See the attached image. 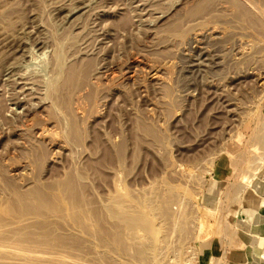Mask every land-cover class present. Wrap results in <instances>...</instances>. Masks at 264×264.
Returning a JSON list of instances; mask_svg holds the SVG:
<instances>
[{
	"label": "rangeland",
	"instance_id": "1",
	"mask_svg": "<svg viewBox=\"0 0 264 264\" xmlns=\"http://www.w3.org/2000/svg\"><path fill=\"white\" fill-rule=\"evenodd\" d=\"M242 1L252 12H257L254 14L259 21L263 20L260 21L263 25L264 0ZM197 2L0 0V218L3 219H0V229L7 224L0 235L5 230L8 232L7 237L2 234L0 244L5 242L3 245L7 243L9 252L16 249L19 253L25 246L31 250L32 244L33 250L20 254L37 256L28 261L19 259L21 262L55 264L58 260L49 255L53 249L54 254L62 257L59 264L72 259H75L73 264L81 261L85 264H236L230 258L231 253L244 247L238 236L239 212L245 204L264 209V191L257 192L252 187L254 182H260L254 180L253 174H264V147L257 141L264 131V35L247 23L248 27L235 22L231 18L233 8L227 0H210L208 6L215 8L212 9L215 13L221 8L226 18L219 11L218 17L214 13V19L204 18L207 23L201 16L196 21L187 11ZM198 19L200 23L203 21L202 25ZM9 22L11 26L6 31L4 26ZM208 24L231 28L218 42L202 38L197 44L189 39L194 30L206 28ZM57 46L60 51L56 50ZM53 54L61 55L58 70L62 74L58 82L54 80L58 71ZM71 70L75 74L69 76ZM50 82L58 83L57 90L52 92L58 93L54 95L60 101L54 108L55 96L47 92ZM63 181L79 193L83 206H88L84 215L90 219L87 227L93 224L87 229L90 234L95 232V239L86 231H83L86 234L74 232V238L60 230L66 237L84 241L73 239V246L78 247L72 248L73 251L66 245L71 253L69 250L64 253L67 247L65 251L54 244L52 248L51 244L40 242L21 244L23 239L16 236V229L27 224L16 225L13 222L17 220H13L16 214L17 218L29 217L27 213L38 206L33 197L28 198L29 194L40 193L39 197H50L45 200L51 201ZM14 190L21 194L22 201L17 200V194L16 200L12 199ZM114 196L120 197L114 200ZM137 198V202H132ZM147 200L151 203L148 206L140 203ZM120 203L123 206H118ZM46 206H38V210L47 212L51 205L48 209ZM159 206L169 208L165 210L172 215L166 223L160 219L161 213L156 215L161 209ZM123 212L129 217L127 214L122 217ZM9 217L11 220L7 221ZM127 218L135 220L132 228L137 230L127 229L130 221ZM159 224H163L162 228ZM118 229L121 233H117ZM138 233L143 236L140 240L134 236ZM104 236L114 242L110 246L100 243L99 237L103 241ZM16 237L21 239L20 243ZM124 237L133 241L134 248L139 241L149 239L154 243L151 254L144 261L136 262L137 248L135 252L133 248L126 250ZM132 238L138 239L137 244ZM3 245L0 252L4 251L5 256L0 253V264H20L18 257V261L11 257L13 254L5 252ZM60 250L64 255L56 252ZM44 253L50 259L45 256L43 259ZM76 254L81 258H76ZM38 256L44 262L38 261Z\"/></svg>",
	"mask_w": 264,
	"mask_h": 264
},
{
	"label": "bare ground",
	"instance_id": "2",
	"mask_svg": "<svg viewBox=\"0 0 264 264\" xmlns=\"http://www.w3.org/2000/svg\"><path fill=\"white\" fill-rule=\"evenodd\" d=\"M218 1V0H217ZM226 1V0H225ZM258 1V0H257ZM195 2V1H194ZM220 2V1H219ZM219 2H217L218 3V5H219ZM229 2V4L232 6V8H233V12L231 13L232 14V19L235 21V22H239V23H245V25H246V23H247V25H249V26H252V28L254 27L255 29H258V32H259V34H261V35H264V24L262 25V23L257 19V17L255 16V14L257 13V12H252L251 11V8H249L248 7V4L245 2V1H242V0H227V3ZM251 2V1H250ZM215 3H216V1H215ZM225 3V2H224ZM226 3V4H227ZM255 3V2H254ZM264 3V2H263ZM211 3H210V0H201V1H199L198 0V2L197 3H194V7H192V9H190V14L188 13V11H187V14H188V16L189 15H192V16H194V17H196L195 19H196V21H197V16H199V19H200V16H201V18H203V19H201V20H204V18H206V19H214L215 17H213L214 16V13H215V11L213 12V10L215 9H211V7H210V9H209V5H210ZM221 4V3H220ZM222 4H223V2H222ZM225 4V5H226ZM252 4H253V2H252ZM256 4H257V2H256ZM228 5V4H227ZM251 5V4H250ZM259 5H260V3H259ZM258 5V6H259ZM264 5V4H263ZM217 6V5H216ZM215 6V7H216ZM222 6V5H221ZM221 6H218V8L219 7H221ZM223 7V6H222ZM225 7V6H224ZM262 7V6H261ZM260 7V8H261ZM226 8H228V7H226ZM230 9H231V7H229ZM254 8V7H253ZM188 8H186V10H189ZM221 9V8H220ZM220 9H218L219 11H220ZM224 9V8H223ZM257 9V8H256ZM262 9V8H261ZM264 9V8H263ZM262 9V10H263ZM253 10V9H252ZM217 11V10H216ZM217 12V13H220V12ZM224 11L226 12V10L224 9L223 10V13H224ZM229 11H231V10H229ZM217 13H215V15L218 17V15H217ZM229 13V12H228ZM255 13V14H254ZM264 13V12H263ZM185 14V13H184ZM220 14H222V12L220 13ZM176 15V14H175ZM181 17H182V15L181 14H179ZM179 15H178V17H179ZM223 15H225V14H222V16ZM227 15V17H228V14H226ZM191 16V17H192ZM221 15H219V17H220ZM180 18V17H179ZM188 18V17H187ZM186 18V19H187ZM221 18V17H220ZM222 18H226V17H222ZM262 18H264V17H262ZM176 19H178L177 18V16H176ZM185 19V21L184 22H186L187 20ZM191 19V18H190ZM194 18L193 19H191L192 21L193 20H195ZM198 19V23H200V20ZM218 19V18H217ZM216 19V20H217ZM180 20H184L183 18L181 19L180 18ZM205 21V20H204ZM213 22H214V20H212ZM226 21H228V19L226 20ZM232 21V20H231ZM230 21V22H231ZM263 21V20H262ZM183 22V21H182ZM203 22V21H202ZM201 22V23H202ZM213 22H210V23H213ZM222 23H225L226 25H227V23L225 22V20H223V21H221ZM11 22H9V23H7L6 24V26H4V27H6L5 28V30L7 31V29L8 28H10V26H11V24H10ZM176 23V22H175ZM180 24H182L181 22H179ZM191 23V22H190ZM194 23H195V21H194ZM197 23V24H198ZM200 23V24H201ZM205 23H207L206 21H205ZM185 24V23H184ZM192 24V23H191ZM196 24V25H197ZM199 24V25H200ZM204 24V23H203ZM215 25H217L216 24V22L214 23ZM235 24V23H234ZM198 25V26H199ZM202 25V24H201ZM200 25V26H201ZM205 25V24H204ZM208 25H210V26H208V27H206L205 28V26H203L204 28L203 29H198V30H194V32H192L191 33V35H190V37H189V39H191V40H194V41H196L197 42V44H200V39H202V38H207V39H209V40H213V41H217L218 42V39H220L223 35H225V32H226V30L228 29V28H223V26H215V25H211V24H208ZM230 25V24H229ZM238 25V24H237ZM246 25V26H247ZM178 26V25H177ZM181 26V25H180ZM185 26H186V24H185ZM199 26V27H200ZM225 26V25H224ZM228 26V25H227ZM240 26V25H239ZM234 27V26H233ZM238 27V26H237ZM248 27V26H247ZM181 28L184 30V28L181 26ZM186 28H188V27H186ZM190 28H192V27H190ZM202 28V27H201ZM231 27H229V29H230ZM235 28V27H234ZM250 28V27H249ZM176 29V28H175ZM180 30V31H183V30ZM229 29H228V31H229ZM239 29V28H238ZM243 29V28H242ZM245 30H246V28H244ZM1 30V29H0ZM190 30H192V29H190ZM240 30H241V28H240ZM251 30V29H250ZM4 31V30H3ZM5 31V32H6ZM185 31V30H184ZM188 31H189V28H188ZM187 30H186V32L187 33H189ZM232 31V30H231ZM248 31H249V29H248ZM252 31V30H251ZM2 31H0V33H1ZM177 32V31H176ZM186 32H184V34L186 35ZM235 32V31H234ZM232 33V32H231ZM257 33V31L255 32V34ZM5 34V33H4ZM173 34H174V32H173ZM173 34H172V36H173ZM178 34L179 35H181V36H183V37H185L184 35H183V33L182 34H180L179 32H178ZM236 34V33H235ZM245 34V33H244ZM247 34H249L248 32H247ZM242 35V34H241ZM254 35V34H253ZM181 36L179 37V38H181ZM243 36V35H242ZM256 36V35H255ZM239 37V36H238ZM246 37V36H245ZM250 37V36H249ZM262 37V36H261ZM177 38V37H176ZM258 38V37H257ZM223 39V38H222ZM231 38H229V40H230ZM241 39V38H240ZM260 39V38H259ZM259 39H257V41L259 40ZM264 39V38H263ZM262 39V40H263ZM181 40V39H180ZM190 40V41H191ZM206 40V39H205ZM254 40V39H253ZM183 41V40H182ZM193 41V42H194ZM211 41H210V43H211ZM213 41H212V43H213ZM231 41H232V39H231ZM264 41V40H263ZM179 42V41H178ZM202 42V41H201ZM240 41H238V43H239ZM242 42V41H241ZM180 43V42H179ZM205 43H206V41H205ZM208 43H209V41H208ZM212 43H211V45H212ZM222 43V45L224 44L223 42H220V44ZM226 43V42H225ZM243 43V42H242ZM248 43V42H247ZM247 43H246V46H247ZM252 43V42H251ZM250 43V44H251ZM261 43V42H260ZM182 44V43H181ZM193 44V43H192ZM196 44V45H197ZM215 44H217L216 42H215ZM180 45V44H179ZM207 45H209L210 46V44H207ZM243 45H245V44H243ZM254 45V44H253ZM183 46V45H182ZM204 46V45H203ZM214 46V45H213ZM216 46V45H215ZM214 46V47H215ZM218 46V45H217ZM258 46V45H257ZM185 47V46H184ZM210 47H212V46H210ZM250 47V46H249ZM249 47H248V49H249ZM256 47V46H255ZM261 47H263V45L261 46ZM261 47H259V48H261ZM58 46H57V49L56 50H58ZM205 48L207 49L208 47L207 46H205ZM213 48V47H212ZM217 48V47H216ZM222 48V47H221ZM55 49V48H54ZM209 50H210V48H209ZM209 50H207V52L209 51ZM221 50V49H220ZM59 51H60V48H59ZM206 51V50H205ZM211 51H213V50H211ZM216 51V53H217V50H215ZM214 51V52H215ZM247 51V50H246ZM29 52V51H28ZM210 52V51H209ZM214 52H213V54H214ZM238 52V51H237ZM242 51H240V53H241ZM257 52H259L258 50H257ZM56 53V52H55ZM58 53H60V52H58ZM249 53V52H248ZM259 53H261V52H259ZM206 54V53H205ZM211 54H212V52H211ZM243 54V53H242ZM251 54V53H250ZM27 55V54H26ZM54 55V54H53ZM204 55V54H203ZM207 55V54H206ZM218 55H219V52H218ZM224 55V54H223ZM58 56H61V55H58V54H56V55H54V57L53 58H55V64H56V69H57V71H58V74L55 76V78H54V80L56 79V81L59 79V76H61L60 74H62V72H60L61 70H58L59 68H58V62H60L61 60H59L58 61ZM216 56V55H215ZM225 56V55H224ZM236 56H238V55H236ZM246 56V55H245ZM253 56V55H252ZM206 57V56H205ZM218 57H220V56H218ZM247 57V56H246ZM212 58V57H211ZM213 58H215V57H213ZM236 58V57H235ZM249 58V57H248ZM61 59V58H60ZM233 59V58H232ZM247 58H245V60H246ZM211 60V59H210ZM215 60V59H214ZM218 60H219V58H218ZM231 60V59H230ZM249 60V59H248ZM212 61H213V59H212ZM215 61H217V60H215ZM211 62V61H210ZM220 62H222V61H220ZM212 63V62H211ZM210 63V64H211ZM217 63H219V62H217ZM54 64V65H55ZM191 64V63H190ZM210 64H207L208 66L210 65ZM213 64V63H212ZM211 64V65H212ZM214 64H215V67H216V63L214 62ZM210 65V66H211ZM31 66V65H30ZM207 66V67H208ZM214 66V65H213ZM214 67V68H215ZM217 68V67H216ZM213 69V68H212ZM211 69V70H212ZM20 72V71H19ZM22 72V71H21ZM28 72V71H27ZM74 72V70H71V72L69 71L68 72V74H69V76H72V74H75V72ZM71 73V74H70ZM19 74V73H18ZM22 74V73H21ZM67 74V73H66ZM155 74V73H154ZM24 75V74H23ZM156 75V74H155ZM30 76V75H29ZM40 76V75H39ZM68 76V75H67ZM158 76V75H157ZM16 77V76H15ZM32 77V76H31ZM64 77V76H63ZM30 78V77H29ZM28 78V79H29ZM37 78V77H36ZM40 79V78H39ZM53 79V78H52ZM17 81V80H16ZM32 81V80H31ZM61 81V80H60ZM28 82V81H27ZM52 82H53V80H52ZM55 82V81H54ZM58 82V81H57ZM23 83H25V82H23ZM44 83V82H43ZM60 83V82H59ZM50 84L51 85H49L48 86V84H47V86L49 87L48 88V90H47V92L49 91H53L54 89V92L57 90L56 89V87H58V86H56L55 84H58V83H51L50 82ZM45 85V84H44ZM28 86V85H27ZM43 87V86H42ZM23 88V87H22ZM45 89V88H44ZM52 89V90H51ZM50 92V93H51ZM54 92H52L51 94H52V96L54 95V94H56V93H54ZM30 93V92H29ZM58 94V93H57ZM49 95V94H48ZM55 97L53 98V102L52 103H54L53 105H52V107L54 108V105H57V103L60 101L59 99V97H57V95H54ZM50 98H52L51 96H49ZM40 99V98H39ZM47 99V98H46ZM59 100V101H58ZM18 101V100H17ZM50 102V101H49ZM50 104V103H49ZM51 105V104H50ZM56 107V106H55ZM23 109V108H22ZM264 130V129H263ZM260 131V130H259ZM47 134V133H46ZM257 134V133H256ZM259 140V141H258ZM257 141L258 142H260V144H262L263 146L262 147H264V131L263 132H261V135H258V137H257ZM253 144V143H252ZM254 144H256V143H254ZM258 144V143H257ZM259 145V144H258ZM253 148V147H252ZM264 149V148H263ZM252 150V149H251ZM255 150V149H254ZM259 151V150H258ZM264 154V153H263ZM254 161V160H253ZM259 161V160H258ZM253 163V162H252ZM247 173V172H246ZM254 175V180H259L260 182H254L253 183V185H252V187H253V189H254V191H259V192H263L264 191V185H262V183H264V174H258V175H255V174H253ZM253 177V176H252ZM242 180V179H241ZM249 182H250V180H249ZM252 182V181H251ZM262 182V183H261ZM242 184V183H241ZM56 186V185H55ZM247 186H248V184H247ZM57 187H59V188H57L56 190V192H54L53 193V196L51 197V201H47L50 197H44V196H42V198H41V196L39 197V194L40 193H37V194H34V195H31V194H29L30 196H28V198H32V201L33 202H36V204L38 205V206H40V207H44L45 205H51V207L49 208V210H47V212H44V213H42V211L41 210H43V209H40V210H38L39 208H38V206L36 207V209H34V207H33V203L32 202H30V204L32 203V207H33V209L34 210H32L33 212H29V213H27V215L28 214H30V216L29 217H24V218H22V217H20L19 218V216H18V218H17V214H16V216L14 217V220L13 221H15V219L17 220L16 222H13V224L15 223L16 225L17 224H19L20 226H22V224H27V225H23L22 227H19L20 229H16V236L17 235H19L20 237H21V239H23V241L21 242V244L24 242V241H31V242H40V243H43V244H51L50 246H51V248H52V244H54V245H57L58 246V248L59 249H61V248H64V247H69L70 249H75V247L77 246L75 243V247L73 246V242L74 241H72L74 238H75V236H73V234H74V232H77V231H80V232H82L83 233V231H86L87 233H88V229L91 227V225H93L92 223H90L91 225L89 226V227H87V222L88 221H90V219H89V217H87L88 215H84V214H86V212H87V210H89V209H87L86 207H88L87 205H85V207L83 206V204L82 203H84L83 201H82V203L80 202V200L81 199H79V193L77 194V192H74L75 190L74 189H70V186H69V184L67 183V182H65V181H63V183H62V185L61 184H59ZM81 188V187H80ZM118 188V187H117ZM120 188V187H119ZM71 190H73V191H71ZM77 190V189H76ZM81 190V189H80ZM15 191V190H14ZM234 191H236V190H234ZM16 192V191H15ZM130 192H131V190H130ZM148 192V191H147ZM14 193V192H13ZM19 193V192H18ZM22 193V192H21ZM82 193V192H81ZM124 193V192H123ZM134 193V192H133ZM133 193H131V194H133ZM151 193V192H150ZM154 193H155V190H154ZM176 193V192H175ZM12 194V193H11ZM16 194H17V192L14 194L15 196H13L12 197V199L14 198V197H16ZM129 194V193H128ZM137 194V193H136ZM156 194V193H155ZM168 194H169V192H168ZM172 194V193H171ZM18 195V197H16V198H19V199H17V200H20V197H22V196H20L21 194H17ZM43 195V194H42ZM83 195V194H82ZM138 195V194H137ZM148 195V194H147ZM157 195V194H156ZM162 196L163 194H159L158 196ZM165 195V194H164ZM176 195H177V193H176ZM24 196H26V195H24ZM23 196V197H24ZM123 196V195H122ZM129 196V195H128ZM131 196V195H130ZM129 196V197H130ZM136 196V195H135ZM155 196V195H154ZM158 196H155V198H157ZM168 196V195H167ZM167 196H165V198L167 197ZM178 196V195H177ZM264 196V195H263ZM44 197V198H43ZM81 197V196H80ZM83 197V196H82ZM117 197H120V196H116V198H115V196H114V200H117ZM131 197H133V195L131 196ZM130 197V198H131ZM140 197H142V195L140 196ZM152 197V196H151ZM164 197V196H163ZM173 197V196H172ZM169 198V199H173V198ZM45 198H48V199H46L45 200ZM109 198V197H108ZM107 198V199H108ZM123 198V197H122ZM121 198V199H122ZM125 198V197H124ZM135 198V197H134ZM165 198L164 199H161V200H165ZM177 198V197H176ZM15 199V198H14ZM25 199V198H24ZM83 199V198H82ZM120 199V200H121ZM126 199V198H125ZM125 199H123L124 201H125ZM159 199V201H161ZM168 199V198H167ZM168 199V200H169ZM175 199V198H174ZM181 199V198H180ZM16 200V199H15ZM23 200V198L20 200V201H22ZM30 200V199H29ZM86 200H88L87 198H86ZM110 200H111V198H110ZM113 199H112V201H114ZM119 200V199H118ZM123 200H122V202H123ZM127 200V199H126ZM129 200V199H128ZM132 200H135V201H132V202H137L136 200H138V198L137 199H132ZM150 200V199H149ZM152 200V199H151ZM177 200V199H176ZM175 200V201H176ZM263 200H264V197H263ZM263 200H262V202H263ZM13 201V200H12ZM25 201H27V200H25ZM53 201V202H52ZM169 201H171V200H169ZM169 201H165V202H169ZM86 202H88V201H86ZM85 202V203H86ZM114 202H116V201H114ZM121 202V201H120ZM129 202V201H128ZM153 202V201H152ZM164 202V203H165ZM139 203V202H138ZM140 203H146L147 205L146 206H148V204L150 205L151 203L147 200V202H145V201H142V202H140ZM155 203H156V200H155ZM178 203V202H177ZM244 203H246V200H245V202ZM35 204V205H36ZM89 204V203H88ZM113 204V203H112ZM115 204V203H114ZM116 204H118V203H116ZM135 204V203H134ZM157 204H161V203H157ZM157 204H155V205H157ZM173 204V203H172ZM90 205V204H89ZM123 206V204L122 203H120V205H118V206ZM141 205V204H140ZM152 205H153V203H152ZM151 205V206H152ZM168 205H170V207H171V203H168ZM178 205H180V204H178ZM8 206V205H7ZM46 206V209H48V207ZM109 206V205H108ZM133 206V205H132ZM135 206V205H134ZM173 206H174V204H173ZM172 206V207H173ZM183 206V205H182ZM92 207V206H91ZM112 207V206H111ZM137 207V206H136ZM141 207V206H140ZM155 207V206H154ZM157 207V206H156ZM160 207V206H159ZM168 207V206H167ZM184 207V206H183ZM90 208V207H89ZM132 208V207H131ZM137 208H139V206L137 207ZM147 208V207H146ZM161 209L159 210V213L158 214H156L157 216L161 213V218L160 219H162V221H164L165 223H166V221H168V220H170L171 219V217H172V215H170L169 214V212H166V210L167 209H169V208H167L166 209V207H164L165 209H162V207H160ZM243 208H244V210L241 212H239V216H238V220H237V222H238V225L240 226V229L241 230H244V231H246L248 234H251L252 232H254V233H257L258 232V226H260V223L262 222V219L260 218V211L262 210H257V209H254V208H251V207H249V206H247L246 204L243 206ZM45 209V208H44ZM45 209V210H46ZM87 209V210H86ZM108 209V208H107ZM113 209V208H112ZM117 209H119V208H117ZM116 209V210H117ZM122 209V208H121ZM149 209H151V208H149ZM154 209V208H153ZM159 209V208H158ZM171 209H173V208H171ZM175 209H176V207H175ZM175 209H174V211H175ZM93 210V209H92ZM109 210H110V208H109ZM115 210V209H114ZM113 210V211H114ZM127 210V209H126ZM134 210V209H133ZM155 210H156V208H155ZM5 211V210H4ZM14 211V210H13ZM17 211V210H16ZM15 211V212H16ZM23 211V210H22ZM44 211V210H43ZM91 211V210H90ZM118 211H120V210H118ZM124 211V210H123ZM134 211H138V210H134ZM151 211H153V210H151ZM150 211V212H151ZM173 211V210H172ZM173 211V212H174ZM176 211H180V210H177L176 209ZM175 211V212H176ZM183 211H184V209H183ZM21 212V211H20ZM27 212V211H26ZM89 212V211H88ZM94 212V211H93ZM154 213H156L155 211H153ZM153 212H152V215H153ZM174 212V213H175ZM245 212V213H244ZM5 213L6 212H4V215H5ZM10 213H12L13 214V212H11L10 211ZM19 213V212H18ZM122 213V212H121ZM131 213V212H130ZM142 212H140V214H141ZM147 213H149L148 211H147ZM171 213V212H170ZM179 213V212H178ZM177 213V214H178ZM89 214H90V212H89ZM92 214V213H91ZM91 214H90V216H91ZM125 214V212H123V214H121L122 215V217H124L123 215ZM127 214V217H129L128 216V213H126ZM126 214H125V216H126ZM134 214V213H133ZM137 214H138V212H137ZM3 215V216H4ZM9 215V214H8ZM15 215V214H14ZM23 215H25L26 216V214H24L23 213ZM115 215V214H114ZM117 215H120L119 213H117ZM146 215V214H145ZM145 215H144V217H145ZM149 215H150V213H149ZM151 215V216H152ZM175 215H176V213H175ZM7 216V215H6ZM13 216V215H12ZM11 216V217H12ZM22 216V215H21ZM137 216V215H136ZM141 216V215H140ZM143 216V215H142ZM181 216V215H180ZM92 217H93V215H92ZM132 217V216H131ZM130 217V218H131ZM138 217V216H137ZM150 217V216H149ZM13 218V217H12ZM115 218V217H114ZM130 218H127V219H130ZM133 218V217H132ZM131 218V219H132ZM140 218V217H139ZM142 218V217H141ZM153 218V217H152ZM159 218V217H158ZM179 217H176V219H178ZM0 219H2V217L0 218ZM8 219H10V217L9 218H7V221H8ZM131 219H130V221H131ZM133 219H135V218H133ZM155 219V218H154ZM173 219V218H172ZM11 220V219H10ZM136 220V219H135ZM135 220L133 221H129V220H127V221H129V222H127V224L129 225L128 227H127V224H126V226H124V227H127V229L129 228L130 230L132 229V231H134L135 229L137 230V228H132L134 225H135ZM137 220H139V219H137ZM2 221H3V219H2ZM2 221H0V222H2ZM6 221V222H7ZM118 221H119V218H118ZM158 221H159V219H158ZM175 221V220H174ZM10 222V221H9ZM8 222V223H9ZM92 222V221H91ZM94 222V221H93ZM122 225H124V223H122L121 221H119ZM124 222V221H123ZM139 222V221H138ZM163 222V224H165ZM173 222V221H172ZM140 223V225H142L141 224V222H139ZM145 223V222H144ZM161 223V222H160ZM3 224V223H2ZM1 224V225H2ZM120 224V228H121V231L123 230V228L121 227L122 225ZM136 224H138L137 223V221H136ZM154 224V223H153ZM158 224V223H157ZM162 224V225H163ZM172 224H175V222H173ZM4 225L6 226L7 224H3V227H2V229H0V230H3V228H4ZM160 225V224H159ZM162 225H160L161 226V228H162ZM13 226V225H12ZM11 226V227H12ZM34 227L35 229H33V230H31L32 228H30V230H29V228L28 227ZM99 226V225H98ZM97 226V227H98ZM142 226H144V225H142ZM1 227V226H0ZM7 227V226H6ZM15 227V226H14ZM93 227V226H92ZM96 227V226H95ZM136 227V226H135ZM159 227V226H158ZM164 227V226H163ZM9 228H10V226H9ZM88 228V229H87ZM145 228V230L146 231H148V232H150V233H152V230H148V227L147 226H145L144 227ZM6 229V228H5ZM92 229V228H91ZM90 229V230H91ZM99 229V228H98ZM134 229V230H133ZM139 229H141V228H139ZM138 229V230H139ZM143 229V228H142ZM153 229V228H152ZM60 230H64L65 232H67V234L70 236L71 235V237H74V238H70V237H66V235H64V233H60L59 231ZM89 230V231H90ZM93 230V229H92ZM95 231L97 230V228L96 229H94ZM144 230V231H145ZM154 230V229H153ZM163 230V229H162ZM167 230V229H166ZM166 230H163V232L164 231H166ZM127 231V230H126ZM129 231V230H128ZM145 231V232H146ZM156 231V229L154 230V232ZM181 231V230H180ZM0 232H3V231H0ZM11 232V231H10ZM13 233H14V231H12ZM93 232V231H92ZM92 232H91V234H92ZM97 232H98V230H97ZM123 232V231H122ZM148 232H146V233H148ZM8 233V232H7ZM6 233V230H5V232L4 233H1V235L2 234H6V236L5 237H7V234ZM13 233H11L12 235H13ZM78 233V232H77ZM95 233V232H94ZM93 233V234H94ZM99 233V232H98ZM97 233V234H98ZM117 233H121V232H119V229L117 230ZM124 233H125V230H124ZM123 233V234H124ZM129 233V232H128ZM140 233V232H139ZM138 233V236H137V234L136 235H134L135 237H137V238H139V240L141 239V236H140V234ZM149 233V234H150ZM159 233H162V231H160ZM9 235V236H11L12 237V235ZM14 234V235H15ZM80 234V233H79ZM83 234H86V233H83ZM90 234V232L88 233V235ZM90 234V235H91ZM92 234V235H93ZM96 234V235H97ZM102 234V233H101ZM101 234L100 235H98V236H100V237H102L101 236ZM130 235H131V233H129ZM143 234H145L144 232H143ZM0 235V237H4L3 235L1 236ZM13 235V237H15ZM77 235V234H76ZM89 235V236H90ZM92 235H91V237H92ZM117 235V234H116ZM119 235V234H118ZM126 235V234H125ZM129 235V237H132V235L130 236ZM148 235V234H147ZM151 235V234H150ZM163 235H164V233H163ZM65 236V237H64ZM79 236V235H78ZM97 236V237H98ZM140 236V237H139ZM146 236V235H145ZM165 236H168V235H166V233H165ZM10 237V238H11ZM83 237V236H82ZM95 237V235H93V239H95L94 238ZM100 237H99V242L101 243V242H103L102 244H106L107 245V243L109 244L110 242L111 243H113L114 241H107V239H105L106 237L104 236V240L103 241H101V239H100ZM120 237V236H119ZM118 237V238H119ZM126 237V236H125ZM124 237V238H125ZM134 237V238H135ZM150 237V236H149ZM152 237V236H151ZM158 237V236H157ZM9 238V239H10ZM17 238V237H16ZM116 239H118L117 237H115ZM127 238H128V235H127ZM127 238H125V241L127 240ZM134 238H132L133 240H134V242L136 241V244H137V241H138V239H134ZM142 238H143V236H142ZM148 237L146 236V239H147ZM159 238V237H158ZM163 237H160V239H162ZM1 239V238H0ZM5 239V238H4ZM7 240H8V238H6ZM18 239V238H17ZM21 239L19 238L18 239V241H19V243H20V241H21ZM76 239H77V236H76ZM78 239H80V237H78ZM82 239V238H81ZM109 239V238H108ZM131 239V238H130ZM142 240V241H139L138 243L139 244H137L138 245V247H135V248H137V258L138 259H135V261L136 262H138V261H144L145 259H146V257H147V255L148 254H151V251H152V245L154 244H152V242H150V241H148V240ZM152 239H154V238H152ZM3 240V239H2ZM6 240V241H7ZM14 240H15V238H14ZM75 240V239H74ZM82 240H84V239H82ZM87 239H85V241H86ZM96 240H97V238H96ZM124 240V239H123ZM155 240V239H154ZM154 240H152V241H154ZM157 240V239H156ZM76 242L78 241H80V242H84V241H81V240H75ZM88 241V240H87ZM161 241V240H160ZM264 238H261V237H259V239H258V245H262L264 242ZM0 242H2V241H0ZM13 242V241H12ZM30 242V243H31ZM91 242V241H90ZM118 242H120V241H118ZM128 242H130V244L132 245V247L131 246H129L130 244H128ZM155 242V241H154ZM5 242H3V244H4ZM14 243H16L15 241H14ZM126 246H125V244H124V246L126 247V250L127 249H131V248H133V249H131V250H133L134 251V245L132 244L133 243V241H132V243H131V241H126ZM3 244H0V246L1 245H3ZM7 244V243H6ZM3 245V246H5L6 248H5V252H7L8 250H7V245ZM9 244V243H8ZM20 244V245H21ZM26 244H27V242H26ZM36 245H37V243H35ZM99 244V243H98ZM161 244V243H160ZM35 245V246H36ZM46 245H43L44 247H46ZM48 245V246H49ZM67 245V246H66ZM79 245V244H78ZM101 245V244H100ZM118 245L119 246H121L119 243H118ZM130 247V248H128V246ZM157 245V244H156ZM155 245V246H156ZM168 245V244H167ZM12 246V245H11ZM23 246V245H22ZM24 246H25V243H24ZM27 246H28V244H27ZM49 246V247H50ZM57 246H55L56 248H57ZM80 246V245H79ZM108 246V245H107ZM106 246V247H107ZM109 246H110V244H109ZM119 246H118V248H119ZM154 246V247H155ZM159 246V243H158V245L156 246V247H158ZM15 247V246H14ZM16 247H17V245H16ZM18 247H19V245H18ZM30 247V246H29ZM39 246H37V248H38ZM42 247V245L40 246V248ZM43 247V249H45ZM68 247H67V249L66 248H64L63 250H65L66 252H64V253H67L68 252ZM105 247V246H104ZM117 247V246H116ZM125 247L123 248V246H122V249L124 250L125 249ZM9 248H11V247H9ZM23 248V247H22ZM26 248V246L24 247V249ZM33 247H32V244H31V250H33L32 249ZM40 248H38L37 250H39ZM76 248H78V247H76ZM103 248V247H102ZM250 248V246H248V249ZM1 249V248H0ZM4 249V248H3ZM11 249H15V248H11ZM22 250L21 249V251H20V253L23 251V252H25L26 250H28V251H31V250H29L28 248H26L25 250ZM42 249V248H41ZM73 249H72V251H73ZM105 249H107V248H105ZM121 248L120 249H118V250H122ZM2 250V249H1ZM0 250V251H1ZM16 250V249H15ZM8 251L9 252V254L10 255H12L13 254V256H11V257H14V258H16V260H17V257H18V260L19 259H22V260H27L28 261V259H31V257H34V256H37V255H31L30 253V255L31 256H29L28 254L26 255V254H20L19 253V251ZM49 250V249H48ZM53 250V249H52ZM49 251V252H52V253H49V255H50V257H51V259H55V260H58L56 263H58L59 264V262H61V258L62 257H60V255H57V254H54L53 253V251ZM62 250V249H61ZM56 251V252H59V253H63L62 251ZM40 251H44V250H40ZM70 252L69 253H71V250H69ZM76 251H78V249L76 250ZM81 251H82V249H81ZM125 251V250H124ZM7 252V253H8ZM27 252V251H26ZM34 252V251H33ZM35 252H36V250H35ZM45 252H46V249H45ZM55 252V253H56ZM79 252V251H78ZM77 252V253H78ZM106 252V251H105ZM121 252V251H120ZM135 252V251H134ZM133 252V254H132V256H134L135 255V253ZM154 252H155V248H154ZM1 254H2V256L4 255L5 256V253H4V251H3V253L2 252H0ZM7 253H6V255H7ZM28 253V252H27ZM64 253H63V255H64ZM68 253V254H69ZM73 253V252H72ZM76 253V252H75ZM79 253H81V252H79ZM132 253V252H131ZM47 254V253H46ZM10 255H8V256H10ZM41 255V254H40ZM66 255V254H65ZM69 255H71V254H69ZM77 255V254H76ZM75 255V256H76ZM1 256V257H2ZM7 256V257H8ZM43 256H45L46 257V255H45V253H44V255L42 254V258H43ZM48 256V255H47ZM74 256V255H73ZM74 256V257H75ZM157 256V255H156ZM260 256H261V259H264V252H262L261 254H260ZM64 257V256H63ZM66 257V256H65ZM64 257V258H65ZM67 257H68V255H67ZM70 257V256H69ZM81 258V257H79L78 255L76 256V258ZM248 257V256H247ZM14 258H11V259H14ZM38 258H39V256H38ZM40 258H41V256H40ZM40 258L38 259V261H42V260H40ZM47 258V257H46ZM45 258V259H46ZM156 258V257H155ZM47 259H50L49 257L47 258ZM17 260V261H18ZM33 260V259H32ZM34 260H36V259H34ZM60 260V261H59ZM64 260V259H63ZM68 260V259H67ZM69 260H71V258L69 259ZM68 260V261H69ZM73 261H75V259H72ZM77 260V259H76ZM80 260V259H79ZM78 260V261H79ZM138 260V261H137ZM252 260V259H251ZM20 261V260H19ZM27 261H24V263L23 262H21V263H23V264H26L25 262H27ZM30 261V260H29ZM64 261H66V260H64ZM73 261H69V262H63V264H73ZM77 261V262H78ZM33 262V261H32ZM31 262V263H32ZM42 262H44V261H42ZM41 262V263H42ZM82 263H84V261H81ZM132 262V261H131ZM247 262H248V264H249V259L247 260ZM1 263V262H0ZM19 263V262H18ZM20 263V264H21ZM29 263V262H28ZM30 263V264H31ZM37 263V262H36ZM45 263H46V261H45ZM45 263H43V264H45ZM48 263H49V260H48ZM52 263V262H51ZM54 263V262H53ZM55 263V264H56ZM62 263V262H61ZM60 263V264H61ZM81 263V264H82ZM124 263V262H123ZM128 263V262H127ZM3 264V263H2ZM5 264V263H4ZM35 264V263H34ZM50 264V263H49ZM74 264H75V262H74ZM76 264H80V263H76ZM85 264V263H84ZM130 264V263H129ZM132 264V263H131ZM260 264H263V263H260Z\"/></svg>",
	"mask_w": 264,
	"mask_h": 264
},
{
	"label": "crops",
	"instance_id": "3",
	"mask_svg": "<svg viewBox=\"0 0 264 264\" xmlns=\"http://www.w3.org/2000/svg\"><path fill=\"white\" fill-rule=\"evenodd\" d=\"M259 215L262 222L260 223V226H258L257 233L252 232L251 234H248L246 231L239 229V241L242 245H244V247L243 249L235 250L231 253L230 258L233 263L245 264L249 259V264H264V259H261L260 256V254L264 252V243L262 245H258L259 237L264 238V209L260 211ZM248 246H250L249 249Z\"/></svg>",
	"mask_w": 264,
	"mask_h": 264
}]
</instances>
